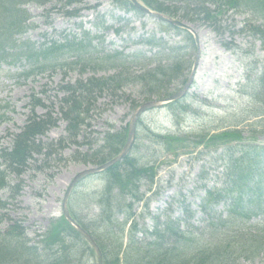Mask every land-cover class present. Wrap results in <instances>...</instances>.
Returning <instances> with one entry per match:
<instances>
[{"label":"rangeland","instance_id":"1","mask_svg":"<svg viewBox=\"0 0 264 264\" xmlns=\"http://www.w3.org/2000/svg\"><path fill=\"white\" fill-rule=\"evenodd\" d=\"M114 1L88 0L90 5L96 2L95 8L81 9L77 16L65 14L64 10L59 9L58 12L46 14L50 7L56 4L61 6V2L56 3V0H48L44 6L29 3L25 7L30 16L26 23L28 26L20 31L19 35L14 36L17 44H24L29 40L46 47L51 40L61 41L57 34H64V30L65 33L70 31L78 36L79 23L94 33L95 29L87 17H93L96 11L104 14L97 17L101 28L98 31L103 30L104 39H98L99 43L92 41L94 48L87 41L77 42L79 38L76 37L71 41V47L66 46L59 50L57 56L40 58L39 64L46 70L37 71L26 80L18 76L29 63L26 58H33L34 55L28 51L20 53L21 49L9 48V54L13 55H8L4 60V54L0 50V147L10 146L11 135L17 134L28 118L35 117L34 126L39 117L44 115L46 118L58 119L56 125L35 138V144H40L43 149L41 153H32L23 172L16 176L6 171V182L8 185H17L19 193L11 199L9 194L12 190H0V198H7L12 204L10 217L23 221L26 234L31 239L55 224L52 221L55 219L53 216L60 213V202L69 181L81 168L89 165L86 163L88 160L96 154L104 153L111 158L119 152L126 139V124L130 116L139 104L146 101L140 85L128 84L115 91L106 88L99 92V88H96L87 93H80L81 103L74 117L78 124L75 135L71 138L66 136L67 123L62 119L67 108L63 99L69 94L63 86L73 84L78 79L83 82L90 76L106 77L118 71L122 72L118 76L122 78L130 72L134 75V72L152 68L160 61L167 62L172 53L169 56L162 50L151 58L136 56L131 62L125 57L115 61L107 54L114 43L119 48L126 47L127 51H132L137 46L129 39H135L141 34H154V39L158 42L157 46H153L156 49L174 44L184 46L177 54L185 62L184 71L170 83L172 92L181 86L191 69L195 45L190 47L191 38L188 37L187 31L171 30L168 25L151 16L125 11L115 5ZM199 1L201 3L196 2L190 6L197 8L202 4L212 10L214 19L210 20V23L182 20L181 15L188 10L185 3L171 2L173 7L178 8L177 17L193 29L199 39L200 62L196 78L181 105H162L141 115L135 142L128 158L139 169L151 167L154 176L150 183L142 176L138 185L141 200L126 206L124 212L115 215L116 229H123L122 235L108 234L105 229L110 226L89 227L90 233L105 244L115 247L121 243L124 248L130 238V221L135 220L139 227L151 228L155 221L151 216L154 214L162 219L179 217L182 219V229L201 234L207 221L202 220L205 216L198 212L199 196L203 195L198 186L205 182L209 185L222 184L230 150H233L232 146H237V142L249 145L251 150L254 146L264 145V114H254V100L249 102V90L239 91L246 89L240 87L244 84L245 75L253 78L252 72L264 64V44L254 38V32L248 27L260 21L254 22L253 19L248 21L245 27L250 13L244 11L243 6L229 7L228 0ZM217 5L221 7L220 10H216ZM74 7L72 5L65 10L71 11ZM118 15L128 18L129 21H119ZM117 27H122V32L116 33ZM4 35L0 34V40L10 37L8 34ZM159 35L165 40L158 38ZM42 42L46 44L42 45ZM3 47L0 46L1 49ZM229 133H238L241 138L233 134L240 138L237 139ZM213 136H217L218 144L224 145L222 151L215 150L217 145L214 143H210L205 149L194 148L196 140L200 137ZM108 150L110 152L106 153ZM4 166L5 163L1 168ZM103 186L102 177L87 178L71 195L72 209L86 224H90L89 220L94 217L97 225L100 224L97 219L99 206L94 197ZM236 210L238 208L235 204L230 207L229 212L222 203L213 208L209 206L212 216L208 221L211 222L203 238H211L218 229L223 228L220 219L229 214L235 217ZM108 215L109 213H106L104 217ZM125 218L129 221L120 223ZM252 221L253 219H247L246 224ZM165 242L170 244L172 239L166 236ZM83 243L81 240L82 248L76 246L71 251L74 264H96L95 255L91 250L81 255V251L87 246ZM184 246L192 248L188 244ZM125 259L127 263L124 260L123 264L134 260L132 256L128 257V254ZM240 264H264V251L252 261H241Z\"/></svg>","mask_w":264,"mask_h":264},{"label":"trees","instance_id":"2","mask_svg":"<svg viewBox=\"0 0 264 264\" xmlns=\"http://www.w3.org/2000/svg\"><path fill=\"white\" fill-rule=\"evenodd\" d=\"M47 1L0 0V34H5L4 36L10 35V37L0 40V46H4L2 50L5 51L6 55L9 54L6 49H13L14 47L21 49V53L31 52L34 57L30 58L28 56V59L30 64L34 62L31 65L34 67L40 58L55 57L59 54V50H63L66 46L71 47L70 43L76 36L70 34L64 36L59 34L61 41H51L50 45L40 47L38 50L28 44L25 47L22 44L16 45L14 36L28 26L26 23L29 15L22 6L28 2L44 5ZM57 1L63 3L64 8L72 3H80L82 0ZM141 1L153 10L176 17L179 14L178 8L173 7L171 2H183L188 10L183 16L181 15L180 18L182 20L189 22L201 20L202 23H210V20L214 19L212 10L208 7L202 4L197 8L190 6V4L196 2L201 3L199 0ZM122 3L127 5V8L131 7V9L136 10L126 0H123ZM228 3L229 7L237 8L238 6H243V9L252 12L254 14V22L257 19L260 20L259 24H252L248 27L254 32V37L264 42V0H228ZM54 7L56 8V5ZM220 9L221 7L217 5L216 10ZM136 12L140 14L139 11L136 10ZM71 13L67 12L69 15H72ZM189 13H191V17H189ZM73 14L76 13L73 12ZM88 35L89 33L84 32V38L77 42L80 43L83 42V39H89ZM70 36L71 38H69ZM189 40H191L193 45L192 39ZM146 41L151 45L158 44L154 38H149ZM183 48L182 46H163L162 51H164V54H169L170 56V53H172L166 60L167 62L162 63L160 61L152 68L142 69L137 75H132V72H130L119 78L118 76L122 72L118 71L100 79L89 78L86 82L77 80L74 85L65 86V89L67 88L70 92L68 98L64 99L65 104L69 103L70 105H67L66 113L63 112L64 119L68 122V130L74 133L77 127L76 124H78V121L75 122L74 117L77 115L75 113H77L81 103L80 93H87L96 88H99V92L106 88H112L115 91L124 85L130 84L140 85L141 93L146 100L151 97H162L170 94V83L180 77V74L184 71L185 62L177 55ZM252 76L253 79H249L251 83L249 92L251 99L249 102L254 100V114L263 115L264 65L262 68L256 69ZM178 104L181 105V102H178ZM229 134L233 137H235L233 134H237L241 138L238 133ZM25 136V133L18 136L9 153L6 150L0 152L1 158L9 162L8 168L14 169L16 165L21 167L24 165L28 155ZM216 137H200L197 142H205L207 147L210 143L220 145L217 143L218 139ZM235 138L240 139L238 137ZM107 158L105 155L96 154L89 161L91 163H102ZM142 176L148 179L147 182L150 183L154 176L151 167L139 169L129 158H125L122 162L115 164L106 171L107 184L102 196L104 211L107 209L112 211V214L106 218L107 226H110L109 229H105L108 234L112 233L117 236L121 234L122 230L117 231L116 229V220L113 215L115 212H123L126 206H131L133 198L139 199L138 185L142 181ZM5 186L4 172L0 170V188ZM114 188H117L118 192L111 194ZM220 202H223L229 211L234 204L238 210L235 211V217L229 214L225 218L220 219L223 222L220 223L223 228L218 229V232H215L211 238H203L211 221L207 222L202 229V233L198 234L190 230H183L179 220L169 218L157 221L154 228L147 232L148 237H152V239H146L143 242L136 237L137 224H134L125 249L121 243L114 247L94 237L102 250L104 264H123L124 260L127 263L125 259L127 254L128 257L132 256L134 259L132 261L129 260L128 264H238L240 261L249 262L259 257L264 251V222L254 221L246 224V220L250 217L260 216L264 218V147L254 146L253 150L250 149L245 154L241 153L228 159L224 184L221 187L208 189L200 205L203 211L207 210L209 218L212 216L209 212L210 204ZM4 208L5 203L0 202V212ZM2 219L3 215H0V225ZM87 228L89 227L87 226ZM24 231L25 228L17 221H12V224L5 230L0 228V264H74L71 251L76 246L82 248L79 234L63 218L59 219L45 233L36 234L34 239L27 237ZM166 236L172 239L170 244L165 242ZM186 244L191 245L192 248H186L184 246ZM87 250L88 248L83 249L81 255Z\"/></svg>","mask_w":264,"mask_h":264},{"label":"water","instance_id":"3","mask_svg":"<svg viewBox=\"0 0 264 264\" xmlns=\"http://www.w3.org/2000/svg\"><path fill=\"white\" fill-rule=\"evenodd\" d=\"M130 1L139 10H141V11H143V12H145V13L151 15V16H154V17H156L158 19L166 21V22H168V23H170L172 25H176V26H179V27L184 28L186 30L192 31L191 28L188 25H186V24H184V23H182V22H180V21H178L176 19H172V18H170L169 16H167L165 14L152 11L149 8H147L144 5H142L138 0H130ZM193 34L195 36L196 46H197L196 55H195L194 63H193V66L191 68L190 74H189L186 82L182 86V88L178 92H176L175 94H173L172 96H170V97H168V98H166L164 100H153V101H148V102H145V103L141 104L135 110V112H134V114H133V116H132V118L130 120L128 137H127L126 143H125L122 151L116 157H114L113 159L109 160L108 162H106L102 166H100L98 168H89V169L84 170L83 172L79 173L74 178L73 182L70 184V186H69V188H68V190H67V192L65 194V198H64V201H63L64 216L67 219V221L76 229V231L88 242V244L94 250L96 258H97V264H102V255H101L100 249L98 248V246L96 245L94 240L91 238V236L83 228H81L78 224H76V222L70 217V215H69V213H68V211L66 209L65 203H66V197H67V195H68V193L70 191L69 189L72 187V185L75 183V181L78 180L79 178H81L82 176L90 174V173L98 171V170H101L103 168H106L107 166L113 164L114 162H116L119 159L123 158L127 154V152L129 151V149H130V147L132 145L133 139H134V131H135V124H136L137 117L143 110H145V109H147L149 107L158 105V104H160V103H162L164 101L175 100V99L181 97L186 92V90L188 89V87L190 86V84H191V82L193 80L194 73H195V70H196V65L198 63L199 54H200V48H199L197 35L194 32H193Z\"/></svg>","mask_w":264,"mask_h":264}]
</instances>
